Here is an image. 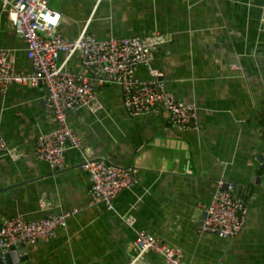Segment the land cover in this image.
<instances>
[{
    "label": "crops",
    "instance_id": "obj_1",
    "mask_svg": "<svg viewBox=\"0 0 264 264\" xmlns=\"http://www.w3.org/2000/svg\"><path fill=\"white\" fill-rule=\"evenodd\" d=\"M62 14L60 34L75 40L87 28L99 39L160 34L151 56L169 93L199 108L198 128L181 131L164 109L130 118L122 89L97 84V104L69 115L93 159L132 168L135 185L115 209L86 208L90 175L79 150L55 171L38 159L37 138L56 128L44 86L15 85L0 97V222L81 212L52 240L28 247L27 264H131L139 231L183 253L185 264H264V0H50ZM0 50L19 71H31L25 41L0 3ZM60 64L89 75L80 54ZM137 75L147 78L146 68ZM225 180L253 185L247 222L235 239L199 231L200 218ZM234 194V191H232ZM132 220L133 223H129ZM136 264H166L149 253Z\"/></svg>",
    "mask_w": 264,
    "mask_h": 264
},
{
    "label": "built area",
    "instance_id": "obj_2",
    "mask_svg": "<svg viewBox=\"0 0 264 264\" xmlns=\"http://www.w3.org/2000/svg\"><path fill=\"white\" fill-rule=\"evenodd\" d=\"M0 3L15 33L25 41L27 57L32 64L31 71H19L11 54L0 50V97L15 85L44 86L56 128L37 138L35 151L38 159L58 171L65 165L66 153L79 150L85 158L81 168L89 173L91 180L86 208L104 206L107 210H114L119 194L135 185L133 170L113 166L104 159H93L92 150L85 148L80 136L70 126L69 115L96 106L97 84H116L122 89L124 107L130 118L164 109L173 127L181 131L197 129L198 106L174 98L162 74L151 64L152 54L164 45L166 39L160 34L99 39L85 28L78 38L68 41L59 32L62 14L50 7V0H0ZM63 54L67 56L66 60L80 54L89 75L79 76L66 70V64H60ZM139 66L146 68L147 78L137 75ZM7 151L0 124V154ZM220 191L214 194L204 210L206 219L199 231L235 239L247 222L248 209L244 199H235L231 191ZM81 210L73 208L35 221L17 216L0 222V250L3 255L19 253L52 240L59 230H66L69 220ZM134 249L131 264H136L149 253L161 256L166 264H185L180 250L144 231L137 232Z\"/></svg>",
    "mask_w": 264,
    "mask_h": 264
},
{
    "label": "water",
    "instance_id": "obj_3",
    "mask_svg": "<svg viewBox=\"0 0 264 264\" xmlns=\"http://www.w3.org/2000/svg\"><path fill=\"white\" fill-rule=\"evenodd\" d=\"M259 163L260 167L259 170H264V154L259 156ZM263 185L264 186V175L262 177H258L255 186ZM253 185H242V184H237V183H231L228 180H225L224 184L222 185L221 191L220 192H225V191H234L233 197L235 199L242 198L244 199L245 193L249 192L252 190ZM206 219V212H204L200 218L201 222ZM1 221V220H0ZM25 252V251H24ZM23 251H20L19 253H8L6 255H3L2 251L0 250V264H27L26 262L28 261V256L24 255Z\"/></svg>",
    "mask_w": 264,
    "mask_h": 264
}]
</instances>
